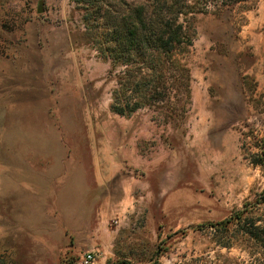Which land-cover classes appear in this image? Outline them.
<instances>
[{
  "label": "rangeland",
  "instance_id": "374dc122",
  "mask_svg": "<svg viewBox=\"0 0 264 264\" xmlns=\"http://www.w3.org/2000/svg\"><path fill=\"white\" fill-rule=\"evenodd\" d=\"M192 3L189 81L121 115L81 0H0V264H264V0ZM124 151L166 180L123 168L104 220L81 177Z\"/></svg>",
  "mask_w": 264,
  "mask_h": 264
},
{
  "label": "trees",
  "instance_id": "16d2710c",
  "mask_svg": "<svg viewBox=\"0 0 264 264\" xmlns=\"http://www.w3.org/2000/svg\"><path fill=\"white\" fill-rule=\"evenodd\" d=\"M215 1L228 5L247 0ZM81 2L87 33L99 53L110 60L108 74L115 79L110 109L130 115L160 103L170 107L172 95L182 90L181 79L190 78L183 59L193 45L189 16L199 10L198 5L192 0ZM208 3L203 9L209 7ZM255 162L264 167V138ZM260 201L264 203V195Z\"/></svg>",
  "mask_w": 264,
  "mask_h": 264
},
{
  "label": "crops",
  "instance_id": "0c3cea01",
  "mask_svg": "<svg viewBox=\"0 0 264 264\" xmlns=\"http://www.w3.org/2000/svg\"><path fill=\"white\" fill-rule=\"evenodd\" d=\"M127 166L141 170L146 176V190L150 197H154V192L160 185L163 190V184L165 183V168L167 165L165 155H147L145 158H141L138 155H128L125 151L114 154L113 157L102 155L93 160V168H89L90 173H83L81 183V193L83 197L86 196L89 202L93 204V208L96 207L99 211V215L105 220L107 217L112 216L115 213L116 204H120L122 191L125 189L127 194L131 193V189L123 188L120 186L110 185L109 182L114 179L118 172H121L123 168ZM78 182V180H77ZM80 183V179L79 182ZM71 198H73L71 196ZM93 213L90 215L92 216Z\"/></svg>",
  "mask_w": 264,
  "mask_h": 264
},
{
  "label": "built area",
  "instance_id": "2783aa9c",
  "mask_svg": "<svg viewBox=\"0 0 264 264\" xmlns=\"http://www.w3.org/2000/svg\"><path fill=\"white\" fill-rule=\"evenodd\" d=\"M113 223L118 224V220L115 219L113 221ZM95 259V254L93 252H88L86 253V255L84 256L83 260L80 262V264H93Z\"/></svg>",
  "mask_w": 264,
  "mask_h": 264
}]
</instances>
